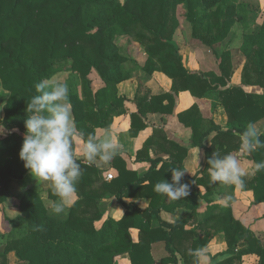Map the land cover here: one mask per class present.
<instances>
[{"label":"trees","instance_id":"1","mask_svg":"<svg viewBox=\"0 0 264 264\" xmlns=\"http://www.w3.org/2000/svg\"><path fill=\"white\" fill-rule=\"evenodd\" d=\"M179 6L186 10L193 37L209 46L226 40L233 25L244 23L248 15L245 0H127L124 3L119 0H0V89L10 93L5 117L0 120V127L8 131L0 139V211L12 196V185L22 183L29 174L19 158L23 136L11 131L19 129L25 133L27 104L34 95H40L35 91V83L43 81L45 90L51 91L52 77L66 73L77 131L85 143L92 137L94 144H101L96 138V129H110L128 101L125 96H119L118 89L119 84L133 77L125 67L129 60L121 53L120 42L124 38L133 37L145 47L149 55L146 69L150 73L167 74L173 80L174 93L189 91L203 97L216 92L229 116L227 125L222 126L212 118L203 117L197 106L180 113L181 123L193 130L191 146L184 147L163 136L166 148H161L167 158H151L155 139H148L136 155L137 162L150 164L142 176L129 168L121 154H116L111 161L118 173L111 181L102 180L95 165L77 159L82 169L77 183L78 200L68 209L65 219L52 216L42 197L32 189L27 190L21 196L24 218L16 220L15 229L10 233L0 232V239H6L0 264H8V255L12 252L28 264H118L117 260L123 256H129L131 264H155L153 247L160 243H164L168 253L161 259L162 264L179 261L188 264L191 260L192 256L180 252L177 241L185 236L186 225L197 216V198L203 195L198 187L204 185L207 193L212 192L215 183L210 179L208 159L213 154L222 159L241 150L248 125L264 120V94L249 93L242 86H227V74L218 78L187 71L173 40L179 28ZM242 52L246 69L249 65L255 66L258 76L264 78V21L257 34L244 35ZM93 69L105 84L97 92L93 91L89 78ZM219 84L225 88L220 89ZM258 84L264 85L260 80ZM136 99L140 114L132 115L131 126L141 131L146 125L140 124V115L172 114L176 105L172 92L150 98L137 95ZM256 138L264 145V134L252 137L253 143ZM194 147L204 150L206 164L199 175L190 177L186 172L182 177L180 183L189 185L188 195L171 199L156 192L158 182L164 179L171 182L170 169L186 170L184 161ZM251 155L255 163L264 162V146H257ZM246 180L247 186L243 187L253 192L255 203L264 202V170L255 176H244V183ZM110 194L125 208L120 220L105 219V213L100 210L102 200ZM47 195L50 201L59 199L53 185ZM126 199H149L150 204L143 208ZM182 205L192 210L185 221L162 219V211H172ZM211 222L222 226L228 245L226 256H231L218 264H238L249 254L258 255L259 264H264V248L233 218L230 209L208 217L206 226L200 225V228L210 227ZM132 230L138 231V241ZM206 232L201 247L207 246L214 235L212 231ZM193 250L196 254L198 248L194 246Z\"/></svg>","mask_w":264,"mask_h":264},{"label":"rangeland","instance_id":"2","mask_svg":"<svg viewBox=\"0 0 264 264\" xmlns=\"http://www.w3.org/2000/svg\"><path fill=\"white\" fill-rule=\"evenodd\" d=\"M119 1L124 3L127 0H119ZM245 1H246V5L248 6V11H249L248 19H246L244 23L237 22L236 24H234L228 38L214 46H209L205 44L203 41L199 39H195L193 37L192 25L188 22L186 18V10L184 6H179L178 11H177V18L179 20V28L174 34L173 40L179 47V54L183 57L184 66L189 73L204 75L207 77L214 75L218 78L224 77V74H227L228 75L226 78L227 86H242L249 93H257V92L264 93V85L258 84L259 80L264 84V78L258 76V73L256 71L257 67L249 65L246 69V58L242 52V44L244 40V35L252 34V33L257 34L260 31L261 24H262L261 12L262 10H264V8H261L259 0H252L254 1L253 3L251 0H245ZM257 2H258V5H257ZM120 47H121V50H122L121 53L123 54V56L127 57L129 60L128 63L125 65V67H126V70L133 75V78L131 79L130 82H132L133 86L136 84L138 85L135 98L131 102L128 101L124 103V106L120 110L121 115H127L130 113V124L132 125V115L140 114L138 104H137V99H136L137 95H140V96L148 95V97L150 98L152 96H157V95H161L165 93H171L173 92L172 91L173 80L167 74L161 71H154L150 73L146 69V64L148 62L149 55L147 54L145 47L142 46L135 38L128 37V38L122 39V41L120 42ZM89 78L92 81V88L94 92H97L98 90L104 88L105 84L102 80L101 75L96 69L92 70ZM66 80H67V74L60 73L58 75L53 76L50 82H52L54 85L58 83L66 84L67 82ZM96 81L98 82V87L100 86L99 87L100 89L97 87ZM154 81L158 84L159 89L162 90L160 91L159 94L153 93L155 91H153L152 89L153 86L151 83ZM216 81L217 80H214V82ZM161 86L163 88L164 87L169 88V91L168 92L164 91V89ZM218 87L220 89L225 88L222 84H219ZM81 90L82 88L80 86V91ZM180 93H185L188 96L190 95L191 97L194 98V100H191V102L190 101L187 102L186 105L182 106V108L184 107V109H181L175 115V111L177 108V103L175 99L176 105H175V109L172 114L150 113V114H147L146 116L140 115L141 117L140 124L142 125L145 124L146 129L149 127L148 123L159 125L154 120V117L152 115L160 116V119L163 121L162 123H164L166 118H168L167 119L168 121L170 117H173V118L175 117L176 120L181 123V121L179 120V114L189 110L193 106H197L200 114L203 117H213L222 126L227 125L229 121V116L224 107H223L224 109L218 107L221 105V99L218 93L214 92L211 95L209 94L203 97L194 96L189 91H184ZM0 94H1L0 96V120H3L5 117V109L7 108L8 103H9L10 93L6 92L1 87ZM175 94H179V93H175ZM70 109H71L72 118L74 119L71 105H70ZM151 117H152V120H151ZM150 120L152 122H150ZM181 124L184 126V128L188 130V133L191 132L190 136L192 137L193 136L192 128L186 127L183 123ZM131 125H130V128L132 131H135V133H138L141 131V130L133 129ZM152 131L153 133L150 138L155 139V146H158V148L161 149L160 147H164L166 143L163 136L166 138L168 137L166 127H159V128L154 127ZM11 132H17L21 136H24V134L21 133L19 129H14ZM7 133L8 131L5 130L4 127H0V139L4 138L7 135ZM185 139L186 138H184V140ZM206 142L207 144H210L209 139ZM144 145H145V142L143 144L141 143L140 144L141 148H143ZM161 151H164V149L162 148ZM90 165H93V164H90ZM29 174L26 176L25 180L22 183L15 182L12 185V188H11L12 196L5 204L2 205V208L0 211V232L2 234H8L11 231H13L15 229L16 220L20 217L24 218V214H23L22 207H21V196L29 189L36 191L42 197V199L45 201L47 210L52 216H55L59 219H65L68 216V213H69L68 209L70 207L67 208L64 213L58 216L51 212V207L53 203L56 202V201H50L47 195L49 188L52 187L53 185L52 182L39 180L37 178H34L33 176L29 178ZM112 174H114L115 177L117 176V174L115 173H112ZM199 190H200V187H199ZM100 210H103V207H100ZM98 226H100V224H98ZM181 243L182 242H179V244H177L178 248L180 249V252L182 254H185L184 252L185 247L184 246L182 247L183 243L182 244ZM5 245H6V239L1 238L0 239V253L4 251ZM229 258H231V256L226 257V260ZM258 258H259L258 255L252 256V258H250L251 261L249 259V262L247 264H257V262H259ZM117 263L126 264L123 261L121 262L119 260L117 261ZM8 264H28V263L22 262L16 256V254L12 252L8 255ZM238 264H246V263L245 261L244 262L240 261L238 262Z\"/></svg>","mask_w":264,"mask_h":264},{"label":"crops","instance_id":"3","mask_svg":"<svg viewBox=\"0 0 264 264\" xmlns=\"http://www.w3.org/2000/svg\"><path fill=\"white\" fill-rule=\"evenodd\" d=\"M253 2L254 1H252V3ZM259 2L261 8H264V1L259 0ZM247 11H248V6H247ZM263 14H264V10H262L261 12L262 24L264 21ZM248 17H249V11L246 19H248ZM130 81L131 79L118 85L119 96H125L129 102H131L135 98L138 88L137 84L133 86L132 82ZM151 84L153 86L152 88L153 91H155L153 93L159 94L160 91H162L161 89H159L158 84L155 81L152 82ZM97 87H98V82H97ZM163 89L166 92L169 91V88L167 87H164ZM172 94L174 95L177 103L175 115L181 109H184V107L182 108V106L186 105L187 102L189 101L191 102V100H194L193 97H191L190 95L188 96L185 93L175 94L172 92ZM256 94H264V93L257 92ZM218 107L223 108L222 105ZM152 116L159 125L148 123L149 127L138 133H135V131H132L130 128L131 125L130 113L127 115H121L115 117L114 119L115 121L110 129L107 130V129L98 128L96 129V133H95L96 138L101 143L105 140L106 137L113 138L115 142L119 145V151L117 154H121L124 157V159L127 161L129 168L138 171L140 176H142L145 172H147L150 164L147 162H137L136 155L137 152L142 149L140 144L141 143L143 144L148 139H150L153 133L152 129L154 127L157 128L166 127L168 139L178 142L179 144H182L186 147L191 146L190 144L192 139V137L190 136L191 132L188 133V130L184 128V126L179 121H177L175 117L174 118L170 117L168 121H167L168 118H166L164 123H162L163 121L160 119V116L157 115H152ZM207 118H212L218 124H220L213 117H207ZM151 120L150 122H152ZM254 129L256 136H260L264 134V120L259 121L257 124H255ZM78 135L80 137L79 132ZM184 138L186 139L184 140ZM74 146L76 150V159H81L87 165L88 164L95 165L99 169V177L102 180L108 181L107 176L110 173L118 174L117 171L112 168L111 161L105 163L97 158L94 161L86 160L83 156V148L85 146V142L81 137L79 143H76ZM153 149L154 150H151L150 152L151 158H157L158 156H161V158H167L166 155L167 153L165 151L164 152L161 151L162 148L159 149L158 146H154ZM232 155H235V157L240 161V166L242 170L245 172L244 176L250 177L256 175L257 172L253 173V169L256 163L252 158L251 152H248L247 150L244 149V147H242L239 152H234ZM205 164H206V155L204 150L198 147L190 148L188 157L184 161V167L187 170L186 171L187 174L190 177H195L196 175H199L204 170ZM31 177L32 175L29 174V178ZM214 183L215 184L214 186H212L211 193H207V190L204 185L199 186L200 190L198 187L197 190H199V192H201V194L203 195H199L197 198V204H198L197 206L198 208L196 211L197 216L195 219L191 220L186 225L187 233L185 234V236L182 237L181 240L177 241L178 243L179 242L183 243L182 247L183 246L185 247L184 250L185 255L192 256L188 264H200L197 253L194 254L195 252L193 250L194 246L198 249L203 248L205 250V253L207 255V261L205 262V264H218L226 259L227 257L226 251L228 245L226 242L225 234L221 230L222 226L219 225L214 226L215 223L211 222L209 223L210 227L204 228L203 230L200 228V225L206 226L205 220H207L208 217L219 216L227 209H230L233 218L236 221L240 222L253 236L256 234L254 237H256V239L259 240L260 246L264 248V202L255 203L253 192L251 190L245 189L243 186L221 185L220 182H214ZM243 185L247 186V180L245 183H243ZM232 186H235V188L233 189ZM228 196H231L230 200L227 199ZM77 200H78V196L76 195L73 204ZM125 201L136 202L143 208L148 207V205L150 204L149 199H126ZM100 207H103L102 211L105 212V219H107L108 217H112L116 220H120L125 214V208L123 207V205L118 202L117 198L114 195L111 194L104 197L102 203L100 204ZM190 214H192V210L189 209L187 206L182 205L173 208L172 211H166V210L162 211L160 215L162 219L173 222V221H185ZM154 223L156 226H158V220H155ZM212 228L214 230H211ZM206 231H210V232L212 231L211 233L214 235L213 237H211L207 246L201 247V244L203 243L202 240H205V236L207 234ZM132 233L135 241H138V231L132 230ZM153 252L157 260L155 264H162L161 259L167 257L168 255L164 243L155 244L153 247ZM255 255L256 254H249L244 256L243 262L245 261V263L247 264L249 262V259ZM118 260L121 262L123 261L126 264H131L129 256L120 257ZM178 264H186V263L185 261H179ZM257 264H259V262H257Z\"/></svg>","mask_w":264,"mask_h":264},{"label":"clouds","instance_id":"4","mask_svg":"<svg viewBox=\"0 0 264 264\" xmlns=\"http://www.w3.org/2000/svg\"><path fill=\"white\" fill-rule=\"evenodd\" d=\"M35 91L40 95H34L27 104L29 113L24 121L25 133L19 158L24 162V167L29 173L39 180L51 181L55 193L59 197L51 207V212L60 215L69 208L77 194V183L82 175V169L76 159L75 144L80 137L73 121L70 109V92L67 84L58 83L51 86V91H46L43 81L34 85ZM47 113V114H45ZM243 147L252 152L261 142L256 138L254 125L249 124L248 130L243 133ZM92 137L86 141L83 148V156L88 161H94L97 157L107 163L112 161L119 151V145L111 137L97 145L92 142ZM211 166L208 169L210 179L220 182L221 185L243 186L245 172L240 166V161L228 154L221 158L208 159ZM264 170V162L255 164L253 173ZM171 182L167 179L158 182L154 190L166 194L171 199H181L188 195L189 185L181 184L186 171L183 168H173ZM227 199H231L228 196ZM200 264H205L207 255L203 248L197 250Z\"/></svg>","mask_w":264,"mask_h":264},{"label":"built area","instance_id":"5","mask_svg":"<svg viewBox=\"0 0 264 264\" xmlns=\"http://www.w3.org/2000/svg\"><path fill=\"white\" fill-rule=\"evenodd\" d=\"M114 174H112V173H110V174H108V176H107V180L108 181H111V180H113L114 179Z\"/></svg>","mask_w":264,"mask_h":264}]
</instances>
